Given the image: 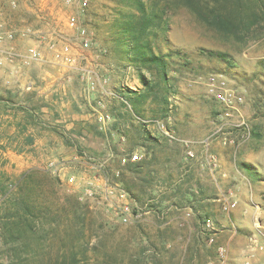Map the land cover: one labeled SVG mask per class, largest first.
I'll return each mask as SVG.
<instances>
[{"label": "rangeland", "instance_id": "rangeland-1", "mask_svg": "<svg viewBox=\"0 0 264 264\" xmlns=\"http://www.w3.org/2000/svg\"><path fill=\"white\" fill-rule=\"evenodd\" d=\"M143 1L166 10L162 53L177 49L189 62L179 68L180 57L168 59L179 71H169L175 84L169 118L158 120L176 137L197 140L192 145L204 150L203 157L210 154L215 160L211 143L233 149L235 157L254 135L264 141V22L244 37L205 25L183 0ZM198 1L204 5L212 0ZM118 10L130 7L118 0H87L85 7L78 0H52L47 7L29 11L30 22L46 25L48 32L38 37L30 33L27 39L19 33L0 42V199L28 169L58 176L64 191L85 203L95 219L86 231L89 243L77 257L80 264H236L238 256L230 254L222 263L215 246L223 244L217 238L226 219L222 195L238 205L242 190L233 182H220L218 165L202 167L196 160V166L190 164L188 169L192 160L185 146L165 138L158 120H149L153 113L148 106L143 119L128 111L123 99L128 89L141 90V72L120 47L112 45ZM79 27L85 30L88 46L82 44ZM32 44L38 46L41 59L26 57ZM55 51L74 61L62 64ZM210 51L224 53L225 59L207 57ZM211 76L225 80L227 88L243 97L238 111L223 116L227 123L222 128L217 119L222 107L206 84ZM49 84H60L64 91L50 95ZM55 97L56 107L49 103ZM140 127L151 136L160 134L158 142L151 141L153 159L143 147L134 146L141 142ZM34 140L37 143L31 146ZM43 142L50 145L49 151L39 145ZM132 153L138 155L135 161L145 160L147 165L136 177L123 169L128 160L121 161ZM181 173L184 180L178 183ZM248 173L257 175L254 170ZM108 187H113L112 194ZM122 190L143 207L127 222L118 213L117 193ZM206 218L218 229L215 245H209L201 233ZM53 225L46 227L54 228L46 241L51 258L61 245L57 235L64 228Z\"/></svg>", "mask_w": 264, "mask_h": 264}, {"label": "trees", "instance_id": "trees-1", "mask_svg": "<svg viewBox=\"0 0 264 264\" xmlns=\"http://www.w3.org/2000/svg\"><path fill=\"white\" fill-rule=\"evenodd\" d=\"M118 1L130 10H118L111 42L120 47L132 67L141 72L142 85L141 90L128 89L123 102L133 117L143 119L148 106L154 117L149 120H166L170 111L169 97L175 91L169 71H179L168 59L180 57L179 68L188 66L189 62L180 50L166 53L160 50L167 32L165 9H157L154 3V7L148 6L143 0ZM183 1L197 19L223 33L245 37L253 27L264 22V0H212L204 5L198 0ZM206 55L225 59L222 52L210 51ZM138 131L141 142L134 146L143 147L153 159L151 150L155 145L151 141L158 142L159 136H151L144 127ZM147 141L150 144H146ZM146 166L145 160H128L123 169L136 177ZM126 187L133 196L131 188ZM0 204V264H80L77 257L89 243L86 231L95 219L85 203L64 191L58 176L28 169L15 180L13 190L1 193ZM49 224L54 227L64 224L57 235L61 245L53 258L49 257L46 244L49 232L54 229L46 228Z\"/></svg>", "mask_w": 264, "mask_h": 264}, {"label": "crops", "instance_id": "crops-1", "mask_svg": "<svg viewBox=\"0 0 264 264\" xmlns=\"http://www.w3.org/2000/svg\"><path fill=\"white\" fill-rule=\"evenodd\" d=\"M10 1H15L16 6L12 7L9 4ZM51 1L0 0V24L5 30H15L18 34L24 32L26 36L23 39L28 37L30 33L38 37L41 33L48 32L49 28L43 24L36 27L37 22H30L29 15L31 14L29 11L47 7ZM28 40L32 39L29 38ZM61 87L63 86L60 84H49V94L56 96L58 89L64 91V88ZM140 88L141 86L138 87V89ZM49 103L55 107L59 106L56 97L54 100L51 99ZM61 105H67V103H61ZM159 135L157 133V136ZM194 142L198 143L197 140ZM36 143L37 141L34 140L31 146H35ZM39 145L44 147L46 151L50 149V145L45 144V142ZM196 147L197 145L193 146L195 157L190 159L192 161L188 163V169H190V164L196 166V160H199V165L204 166L201 153L204 150H198ZM211 147L214 149L212 153L216 157L221 172L219 174L220 182L223 184H232L233 182L242 190L241 193H238L240 203L226 213L225 223L222 225L221 234L217 238H221V243L226 245L228 255L230 254L231 258L235 255L238 256L236 264H243L247 255L252 260V264H261L264 262V141L257 134L254 135L250 143L238 148L235 157H233V149L222 146L219 142L211 143ZM180 161L183 163L182 158ZM252 170L258 176L254 177L248 173ZM176 178L178 183H182L180 181L184 180L182 173ZM260 246L262 249H259Z\"/></svg>", "mask_w": 264, "mask_h": 264}, {"label": "built area", "instance_id": "built-area-1", "mask_svg": "<svg viewBox=\"0 0 264 264\" xmlns=\"http://www.w3.org/2000/svg\"><path fill=\"white\" fill-rule=\"evenodd\" d=\"M68 1V0H66ZM78 3L80 7H85L87 5V0H78ZM10 5L16 6L15 1H11ZM73 24V23H72ZM78 33L81 36L82 44L83 46H88L89 44V39L85 34V30L83 28H78ZM16 34H18L17 31L15 30H5L3 26L0 24V42L1 41H6V40H11ZM22 35L24 34L21 33ZM56 57L60 60L62 64H69L70 62H73L74 60L71 58V56L64 55L63 53H60L58 51H55ZM26 57L30 60H38L42 58L41 51L39 50L38 46L36 44H32L28 46L26 50ZM208 92L214 97L215 101L222 107L221 111L219 114H217V119L219 118V121H221V126L220 128L223 127V125H226L227 122H223L224 117L223 116H229L231 114V111H238L239 106L243 103V97L239 95L237 92L234 90H231L225 86L227 82L223 79L216 78L215 76H211L209 79L208 83ZM103 117L99 118V120L103 121ZM157 125L161 129V131L165 134L166 137L169 139L176 140L180 142L183 146L186 148V153L189 158H194L195 153L192 149V144L194 143V140L190 139H183V138H178L176 137L173 132L168 130L165 126V123L163 121H157ZM217 130H214L211 134L213 136ZM228 141L227 137H224L222 140L223 144H226ZM204 144L206 146L209 144V140L206 139L204 141ZM138 159V155L136 153L130 154V156L123 157L122 158V163H125L127 160L130 161H135ZM202 163L204 166L207 167H215L217 166V161L215 158H213L212 155L206 154L205 157L202 158ZM53 165V162L50 163V166ZM74 177H70L69 181H73ZM85 191L88 194H92L91 189L86 188ZM108 193H113L114 189L113 187H108L107 188ZM117 198L120 201L118 205V213L120 216V219L122 222H127L129 221L133 216H137L138 214L141 213L143 210L142 206H139L134 202V200L130 197L129 194H127L125 191H118L117 193ZM222 200H223V205L222 209L224 212H229L230 209L234 208L237 205L236 200H231L230 198H227V195H222ZM202 233L206 237V242L209 245H215V235L218 232V229L214 227V223L212 220L209 218L204 219L203 224H202ZM216 249V254L218 259L224 263L228 259V250L226 245L219 244L215 246ZM259 249H262V246L259 247ZM243 264H252V260L250 259L249 255L245 256L243 260ZM261 264H264L262 262Z\"/></svg>", "mask_w": 264, "mask_h": 264}]
</instances>
